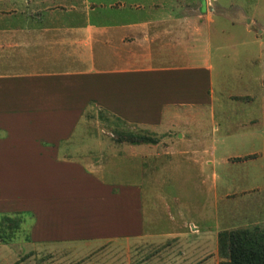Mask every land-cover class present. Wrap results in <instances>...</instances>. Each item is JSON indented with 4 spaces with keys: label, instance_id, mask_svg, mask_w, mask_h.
Returning a JSON list of instances; mask_svg holds the SVG:
<instances>
[{
    "label": "crops",
    "instance_id": "crops-1",
    "mask_svg": "<svg viewBox=\"0 0 264 264\" xmlns=\"http://www.w3.org/2000/svg\"><path fill=\"white\" fill-rule=\"evenodd\" d=\"M151 1L146 9L142 0H0V107L21 100V128L31 114L25 98L35 95L58 104L36 112L46 125L32 128H76L77 99L96 84L109 128L147 140L65 138L50 154L28 139L5 151L22 161L15 172L0 171V218L17 206L12 211L30 220L19 246L25 260L95 264L94 249L111 242L123 256L131 249L134 264H207L222 227L254 224H222L230 214L221 206L264 198V37H252L248 24L214 29L212 42L200 33L202 50L191 60L189 27L172 0ZM256 1L260 16L251 21L261 20L263 35L264 0ZM7 114L0 120L10 122ZM73 150L86 151L84 159L66 155ZM160 213L168 228H160ZM11 254L0 244V264Z\"/></svg>",
    "mask_w": 264,
    "mask_h": 264
},
{
    "label": "rangeland",
    "instance_id": "rangeland-1",
    "mask_svg": "<svg viewBox=\"0 0 264 264\" xmlns=\"http://www.w3.org/2000/svg\"><path fill=\"white\" fill-rule=\"evenodd\" d=\"M151 0H142L141 6L144 8L151 7ZM261 1L256 0H172V9L174 13L179 11L180 17L178 20H182L183 24H186L189 27V58H193L191 60H196V53L202 50V47L198 45V39L201 33V37L205 35V37H209L210 42L213 41L214 37V29H220L221 31L225 30L229 25H233L235 28H238L240 25L248 24L251 27L252 37H256L257 39L264 37V34L258 33L260 30V23L261 20L256 19L257 21L252 22V17H259L260 11L256 10L255 6L261 5ZM94 6L95 8L103 7L102 3H96ZM248 19V20H247ZM260 22V23H259ZM243 27V26H242ZM202 29L204 33L202 35ZM257 31V33H256ZM237 32V30H236ZM227 37L228 35H221V37ZM244 38V34L242 35ZM212 46V45H211ZM207 48V47H205ZM211 48V47H210ZM191 74V73H190ZM196 78V77H194ZM208 78L205 80L206 90H209L208 86ZM99 83V82H96ZM212 83L215 85V79L212 77ZM79 84V83H78ZM188 88H192L196 90L197 83L193 81H189ZM12 85V89L14 90L16 87ZM79 87V85H77ZM95 86L87 87V89L79 87L78 89L87 90L86 95L87 98H83L85 92L81 93L82 98L77 99V105L74 107L80 114L77 117V127L73 128L70 131H63V130H55V129H41V128H32L36 124L44 123L45 121L39 118V115L36 113L41 111L42 108L45 107H54L58 103V98L54 99H42L37 97H26L25 98V109L29 114V118H26L27 125L25 128L20 127V120L15 119L22 111V104L21 100L16 102L15 98L12 97L11 100L9 99L7 106L3 105L0 107V114H4L7 111V116L10 117V122H6L5 120H0V171H7V169L15 172L22 161V156L20 153L16 154V159L14 157L5 156L4 152L6 151H16L23 148L24 143L29 141L28 139H33L35 144H39L43 146L42 148L48 150L50 154H57L55 145L60 140L62 142L63 139H66L68 142L78 141L77 143H81V140H90V141H98L101 142L104 139H112L113 141H121L127 140L131 141V137H134L137 142H147L146 138L143 136H130L121 134L116 128L110 129L107 122L106 116L103 115L104 106L102 105V99L99 96H96L93 92H96ZM98 88V87H97ZM36 90V89H35ZM34 90V91H35ZM91 91V92H90ZM99 93V92H97ZM94 94V95H93ZM90 101L87 103L86 101ZM68 101L67 98L64 99L61 97L59 99L60 107L63 103ZM12 102V103H11ZM10 103V104H9ZM196 103V102H195ZM65 105V104H64ZM67 105V104H66ZM28 106V107H27ZM27 107V108H26ZM67 107V106H65ZM72 108V109H74ZM36 113V114H34ZM1 119V118H0ZM104 119V121H103ZM87 126H83L79 128L78 126L81 124H85ZM59 132L61 135H59ZM59 136V137H58ZM59 138V139H58ZM57 139V140H56ZM9 143H14L13 146H9ZM69 144V143H68ZM26 146V145H25ZM38 146V145H37ZM96 149L93 150V154L90 155L88 152V157H85L86 151L81 150H73L72 154L66 155H73L78 160H82V158H91L92 155L97 154V151H100L101 146H95ZM71 149V148H70ZM65 155L63 152L60 156ZM1 158L4 160V163H1ZM64 159H70L67 156H63ZM43 163V162H42ZM41 163V164H42ZM35 168L36 165L34 164ZM28 168H31V162L28 163ZM26 169V168H25ZM234 198V197H233ZM235 201H240L237 204H232V202L222 203L221 210L223 213H229V219L222 218V224H225L228 220H236L238 222L244 223L242 219H245L247 222L252 221L254 224L252 225H239L234 228L225 229L222 227V230L217 233L216 235V242L213 246V250L215 251L216 260L215 261H208V252L205 254V259L203 261H207V264H227V259L223 250H220V243H219V235L222 233H228L230 231H237V230H253L256 229H264V198H257L254 201H247V200H238L234 199ZM247 201V202H246ZM146 205L150 206L149 197H147ZM17 207V206H15ZM13 207V208H15ZM186 207V205L184 206ZM210 207V206H209ZM12 207L9 208L6 214H3L0 218V244H10L12 246V256L9 258L11 260L10 264H38L36 258L29 257L28 260H25L26 257H22L24 250L19 248V246L25 242V240L30 237V220H26V217L22 213H16ZM5 209V208H3ZM200 211L204 214L205 210H209L207 205L204 208H199ZM4 211V210H3ZM206 212V211H205ZM4 213V212H3ZM166 214H173L171 213V209L164 211ZM160 213L158 215V221L160 228H168L171 225V221L166 214ZM209 213V211L207 212ZM187 216L184 215V218ZM168 219V220H167ZM32 220V219H31ZM170 221V222H169ZM228 223V222H227ZM175 226V225H173ZM227 226V225H225ZM148 230L156 231L158 228V224H151L148 225ZM131 242H128V245ZM98 249H94L93 251V262L95 264H134L133 253L132 250L125 254V260L123 253L117 250L116 243H109L108 245ZM107 253L104 255V251ZM142 256V253H140ZM211 254L210 256H213ZM190 259H188L189 262ZM187 262V259L185 260ZM200 262V261H199ZM201 263V262H200ZM206 263V262H205Z\"/></svg>",
    "mask_w": 264,
    "mask_h": 264
},
{
    "label": "trees",
    "instance_id": "trees-1",
    "mask_svg": "<svg viewBox=\"0 0 264 264\" xmlns=\"http://www.w3.org/2000/svg\"><path fill=\"white\" fill-rule=\"evenodd\" d=\"M131 141L136 142L134 137ZM227 264H264V229L237 230L219 235Z\"/></svg>",
    "mask_w": 264,
    "mask_h": 264
}]
</instances>
